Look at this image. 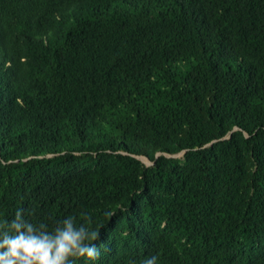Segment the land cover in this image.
<instances>
[{"label":"trees","instance_id":"16d2710c","mask_svg":"<svg viewBox=\"0 0 264 264\" xmlns=\"http://www.w3.org/2000/svg\"><path fill=\"white\" fill-rule=\"evenodd\" d=\"M18 210L87 213L91 264H264V0H0Z\"/></svg>","mask_w":264,"mask_h":264},{"label":"clouds","instance_id":"9594fccd","mask_svg":"<svg viewBox=\"0 0 264 264\" xmlns=\"http://www.w3.org/2000/svg\"><path fill=\"white\" fill-rule=\"evenodd\" d=\"M91 219L87 213L80 220L69 214L49 226L27 219L18 210L12 218L0 220V264H73L75 258L91 264L101 255L95 243L99 232ZM143 264H157V256Z\"/></svg>","mask_w":264,"mask_h":264},{"label":"rangeland","instance_id":"374dc122","mask_svg":"<svg viewBox=\"0 0 264 264\" xmlns=\"http://www.w3.org/2000/svg\"><path fill=\"white\" fill-rule=\"evenodd\" d=\"M167 157L182 159V153H177L175 155H170V156L168 155ZM138 159L146 166L151 165V163L148 160H146L145 158L139 157Z\"/></svg>","mask_w":264,"mask_h":264}]
</instances>
